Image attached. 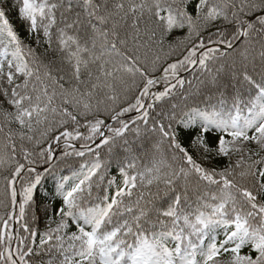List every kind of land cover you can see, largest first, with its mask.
<instances>
[{"label":"trees","instance_id":"1","mask_svg":"<svg viewBox=\"0 0 264 264\" xmlns=\"http://www.w3.org/2000/svg\"><path fill=\"white\" fill-rule=\"evenodd\" d=\"M19 218L23 264H264V0H0V264Z\"/></svg>","mask_w":264,"mask_h":264},{"label":"water","instance_id":"2","mask_svg":"<svg viewBox=\"0 0 264 264\" xmlns=\"http://www.w3.org/2000/svg\"><path fill=\"white\" fill-rule=\"evenodd\" d=\"M257 18H259V17H257ZM257 18H254V19L251 20V22L248 24V26H247V28H246V31H245L243 37L239 40V42H238L236 45H233V46H212V47H209V48L205 49V50L199 55V58H198L197 62L194 64V66L192 67V69H191L189 72L182 73V74H179V73L165 74V75H163V76H161V77L155 78L151 83H154V82L158 81V80L161 79V78L170 77V76H174V75H180V76H182V77H185V76L189 75L193 70H195V69L200 65V63L202 62V60H203V58H204L206 52H208V51H210V50L218 49V48H224V49L231 50V49H234V48L240 46V45L244 42V40L246 39V37H247V35H248V33H249V29H250L252 23H253ZM151 83H150V84H151ZM142 111H143V109L140 110V112H138L137 115H139ZM117 121H118L117 119L112 120V121L108 124V126H107L106 129H109L110 127H112L114 124H116ZM20 198H21V197H20ZM17 233H18V231H17ZM18 262H19V264H21V261H20L19 259H18Z\"/></svg>","mask_w":264,"mask_h":264},{"label":"rangeland","instance_id":"3","mask_svg":"<svg viewBox=\"0 0 264 264\" xmlns=\"http://www.w3.org/2000/svg\"><path fill=\"white\" fill-rule=\"evenodd\" d=\"M245 31H246V29H245ZM245 31H244V33H245ZM249 34V33H248ZM244 35V34H243ZM248 36V35H247ZM243 37V36H242ZM241 37V38H242ZM247 38V37H246ZM192 63H195V61H193ZM11 229V231L14 233L15 232V235H16V227L15 226H13V227H11L10 228ZM15 240H16V238H15ZM15 247H16V245H15ZM18 252H19V246H18ZM14 254H15V251H14ZM152 262V259L151 258H147L146 260H145V263L146 264H149V263H151Z\"/></svg>","mask_w":264,"mask_h":264}]
</instances>
